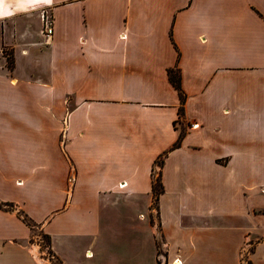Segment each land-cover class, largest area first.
<instances>
[{"label": "crops", "instance_id": "crops-1", "mask_svg": "<svg viewBox=\"0 0 264 264\" xmlns=\"http://www.w3.org/2000/svg\"><path fill=\"white\" fill-rule=\"evenodd\" d=\"M0 202V264H264V0H0Z\"/></svg>", "mask_w": 264, "mask_h": 264}, {"label": "trees", "instance_id": "trees-1", "mask_svg": "<svg viewBox=\"0 0 264 264\" xmlns=\"http://www.w3.org/2000/svg\"><path fill=\"white\" fill-rule=\"evenodd\" d=\"M7 59V65L9 68H11L12 63H13V59L11 56H6ZM169 79L172 83V85L177 89L178 94H179V99H180V103H183L184 97H183V93L181 91V87H180V74L178 71H174V70H169ZM182 115V109H179V117ZM158 187L159 185H157V183H155L153 185V189L155 191V193H158ZM7 207L9 209H13V205L12 204H8V203H4V202H0V207ZM19 218L25 222L29 227H30V222L27 219V217L20 211L17 212ZM43 238H45V247L47 250V254L49 255V257L53 258L56 260L57 264H61V261L59 258H57V256H55V254L52 252V250L50 249V243H49V238L47 235H42ZM45 264V263H44Z\"/></svg>", "mask_w": 264, "mask_h": 264}, {"label": "built area", "instance_id": "built-area-1", "mask_svg": "<svg viewBox=\"0 0 264 264\" xmlns=\"http://www.w3.org/2000/svg\"><path fill=\"white\" fill-rule=\"evenodd\" d=\"M41 21H42V34L46 40H48L53 32V18L47 10H43L41 12ZM42 263L44 264L46 261L41 258ZM172 264H181V260L179 258H175L172 261Z\"/></svg>", "mask_w": 264, "mask_h": 264}, {"label": "rangeland", "instance_id": "rangeland-1", "mask_svg": "<svg viewBox=\"0 0 264 264\" xmlns=\"http://www.w3.org/2000/svg\"><path fill=\"white\" fill-rule=\"evenodd\" d=\"M7 53V52H5ZM37 232V230H35V233ZM35 240L37 241L38 245H39V251H40V257L43 258L46 262L45 264H57L56 260L49 257V255L47 254V250L45 247V238L42 237V235L37 236V238H35ZM241 261L243 264H248L247 261V256H246V250L243 252V255L241 257Z\"/></svg>", "mask_w": 264, "mask_h": 264}]
</instances>
